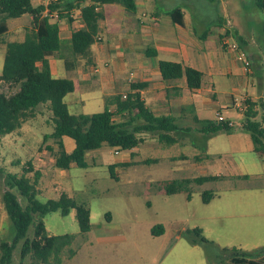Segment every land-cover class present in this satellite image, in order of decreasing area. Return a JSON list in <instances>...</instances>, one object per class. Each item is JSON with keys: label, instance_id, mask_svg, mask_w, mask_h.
I'll use <instances>...</instances> for the list:
<instances>
[{"label": "rangeland", "instance_id": "rangeland-1", "mask_svg": "<svg viewBox=\"0 0 264 264\" xmlns=\"http://www.w3.org/2000/svg\"><path fill=\"white\" fill-rule=\"evenodd\" d=\"M217 3L218 0L203 2L205 18L211 20L224 14L231 17L234 24L230 26V40L239 42L238 34L246 40L242 49L252 58L254 74L237 70L224 79L212 76L219 91L215 99L206 91V76L201 88L206 102L200 97L196 112L201 122L183 120L179 124L199 128L204 121H218L220 111L223 120L232 124L230 132L205 135L196 130L186 134L188 142L183 146L167 145L158 141L157 133H150L147 145L138 143L117 155L104 145L86 152L87 167L72 164L64 170L54 165L49 150L52 139L44 140V135L52 130V121L51 112L42 104L36 107L34 117L0 138V241L10 240L13 235L1 198L7 189V174L20 175L30 161L34 165L28 177L33 180L34 171L40 173L37 199L44 202L66 193L90 209V230L85 234L79 232L74 209L65 216L55 211L43 217L50 235L75 236L70 246L75 255L64 258L62 264H214L221 261V248L250 251L264 246V159L252 150L250 133L241 126L243 110L237 107L246 95L264 96V10L255 0H230L226 12L221 6L217 8ZM30 17L26 14L7 21L10 28L0 38V70L4 43L21 41L26 29L20 25L30 28ZM237 75H242L243 80ZM225 90L235 99L229 108L220 107L230 103V94ZM69 109L74 114H92L102 111L103 103L97 98L87 108L78 104ZM258 111L256 120L262 116V109ZM130 156L138 162L116 167L109 163ZM205 175L223 178L190 183V199L186 192L166 195L156 190L160 181ZM13 192L17 194L16 190ZM204 192L212 193L207 203L202 200ZM17 196L25 206L26 199ZM159 225L163 232L154 235L153 228ZM195 227L211 244L190 242L187 230ZM32 233L30 226L28 237ZM21 243L13 250L10 264L30 263L29 257L20 262Z\"/></svg>", "mask_w": 264, "mask_h": 264}, {"label": "trees", "instance_id": "trees-1", "mask_svg": "<svg viewBox=\"0 0 264 264\" xmlns=\"http://www.w3.org/2000/svg\"><path fill=\"white\" fill-rule=\"evenodd\" d=\"M84 0H51L46 5L34 6L31 0H0V38L7 30V21L23 15L31 16V27L26 28L21 41L5 42V54L0 71V138L19 129L24 122L34 116V110L39 104H45L51 112L52 130L44 135V140L51 138L56 145L51 150L54 165L59 169H68L71 164L78 167H87L85 160L87 151L107 145L119 151L130 150L141 143V133H157L158 141L172 144L176 139L170 133L178 130L190 131V128H181L171 115H157L147 106L140 91L146 83H131L126 93H116L104 97L103 109L92 114H72L64 101L66 94L74 90V82L70 77L55 78L50 73L47 58L56 54H63V44L59 37V21L72 20L71 13L80 8L83 28L72 32L69 39V56H62L68 72L74 69L77 60L83 58L90 62V47L98 41L99 20L102 12L97 10L104 4H120L128 12L136 9L135 0H90V3H81ZM258 7L264 10V0H255ZM45 10L57 11L59 20H53L43 13ZM178 9L169 12L174 22L181 24L175 18ZM147 56H156V51H145ZM42 65L38 66L37 63ZM158 69L164 81L185 79L190 90L199 89L203 84L201 71L179 62L159 60ZM12 91V92H11ZM213 96V94H212ZM214 97V96H213ZM244 121L242 128L250 133L252 149L264 159V128L261 120H256L259 108L262 109L261 119L264 120V101L244 99ZM191 114V121L200 123L192 106L186 109ZM219 113V112H218ZM220 114V113H219ZM232 125L224 120L204 121L197 130L205 135L219 131L230 132ZM67 136L74 142L72 151L65 150L62 138ZM196 156V161H199ZM130 163H120L127 166ZM18 175L7 174V189L2 194V204L13 229L10 240L0 241V264H10L13 250L22 241L20 247V262L26 257L29 264H62L64 258H72L75 250L71 248L73 234L50 235L45 227L43 217L58 211L67 215L71 209L75 210L79 232L82 234L90 230V209L85 203H78L66 193H61L56 199L40 201L37 199L36 184L39 171H34L33 180L28 177L32 172V164ZM247 175L242 177L247 178ZM222 175L198 176L193 178H179L157 183L156 190L166 195L186 192L187 199L191 194L187 186L192 183L219 180ZM155 189V188H154ZM26 199L23 206L16 193ZM211 192H204L202 200L209 202ZM32 226L33 233L28 237V229ZM163 232L162 226L153 228V234ZM192 244H211L202 235L198 227L187 230ZM264 247L254 251H243L239 248H221V261L214 264H264Z\"/></svg>", "mask_w": 264, "mask_h": 264}, {"label": "crops", "instance_id": "crops-1", "mask_svg": "<svg viewBox=\"0 0 264 264\" xmlns=\"http://www.w3.org/2000/svg\"><path fill=\"white\" fill-rule=\"evenodd\" d=\"M50 1L31 0L34 6L46 5ZM214 1L217 0H135L136 9L134 12L126 11L120 4L112 3L99 6L97 10L102 12V18L99 20L98 41L90 47V62L87 63L85 59L79 58L74 69L68 72L62 56H69V39L72 32L83 28L80 8H75L71 13L72 20L70 22L59 21V37L63 44V54L56 53L47 58L53 77H70L74 82V90L64 97L69 112V107L72 105L79 104L83 108H87L97 98L103 103L106 96L126 93L131 83H146L147 85L140 93L154 114L171 115L179 127H191L190 131L178 130L175 133H170L176 142L167 145L183 146L187 144L186 134L196 131L198 127L182 126L179 122L183 120L192 122L191 114L186 109L192 106L196 114L199 107L198 102H201L200 97L203 101L206 100L202 97L201 89L204 85V78L207 76L211 80L212 76H217L224 79L232 71L236 73L237 70L246 73L242 63L237 60L236 53L224 44L225 40L231 42L230 26L232 27L234 24L231 17L224 14L218 15L217 18L214 16L211 20L205 18L203 2L213 3ZM87 3H90V0H84L81 5ZM229 3L230 0H218L217 8L220 9L221 6L223 12H226ZM174 9L179 10L175 14V18L179 19L181 24L174 22L169 14ZM20 26L26 29L25 25ZM9 28L7 22L6 32ZM237 36L239 39L237 43L242 49V44H245L246 40L239 34ZM146 50L156 51V56H147ZM159 60L183 63L201 71L203 74L202 86L199 89L190 90L186 86L184 78L164 81L158 69ZM37 65L41 66L42 63L38 62ZM95 67L98 69L97 72L94 71ZM246 74H254L253 69ZM237 76L238 79L244 78L242 75ZM209 79L205 81L206 91L213 94L214 97H212L215 99L216 93L219 91L215 89V82L212 80L210 82ZM227 92V90L224 91V93L230 94ZM68 96L70 98L67 101ZM247 98L253 101H257V99L264 101V96L246 95L243 100ZM228 100L230 103L220 107L229 108L235 104L233 94H230ZM40 105L42 104L38 106ZM218 112L220 113V111ZM260 120L264 128V120L261 118ZM148 135L152 136L145 132L139 134L143 139L141 144L147 145ZM70 139L67 136L62 138L67 152L74 148ZM51 145L50 152L56 148L54 141ZM111 151L114 155L120 153L119 150L115 153V148H112ZM137 162L138 160H132V156L121 162L109 161L112 164L111 167H116L120 163ZM263 255L264 253L256 260H262L260 258Z\"/></svg>", "mask_w": 264, "mask_h": 264}, {"label": "built area", "instance_id": "built-area-1", "mask_svg": "<svg viewBox=\"0 0 264 264\" xmlns=\"http://www.w3.org/2000/svg\"><path fill=\"white\" fill-rule=\"evenodd\" d=\"M45 16L50 17L53 20H59V13L57 11H48L45 10L43 13ZM224 44H226L228 46V48L232 51H234L236 53V58L238 61H240L242 63L243 69L246 73H250L252 70V61L250 59V57L246 54V52L241 49L238 45L237 42H228V41H224ZM94 71L97 72L98 69L95 67ZM237 107H239V109L243 110L245 105L242 101L241 104H239ZM218 119L219 120H223V118L220 116V114L218 113ZM118 150L115 149V153H117Z\"/></svg>", "mask_w": 264, "mask_h": 264}]
</instances>
